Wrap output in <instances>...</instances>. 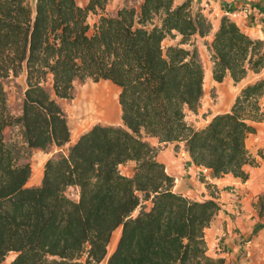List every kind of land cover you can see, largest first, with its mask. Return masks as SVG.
<instances>
[{
  "label": "trees",
  "instance_id": "trees-1",
  "mask_svg": "<svg viewBox=\"0 0 264 264\" xmlns=\"http://www.w3.org/2000/svg\"><path fill=\"white\" fill-rule=\"evenodd\" d=\"M78 1L0 0V264L11 254L9 264H102L120 228L107 264H227L207 254L205 238L220 205L176 193L156 156L184 143L212 178L247 180L246 141L264 122V78L242 88L230 112L196 129L186 118L201 106L205 69L193 38L212 34L207 16L190 1L141 0L114 15L106 12L111 0ZM91 14L100 15L93 26ZM205 45L215 82L239 84L264 69V42L228 15ZM22 75L17 116L5 86ZM88 80L120 88L122 125H95L68 154L47 160L40 186H27L31 164L7 142L6 129L19 127L30 150L66 146L71 130L60 100L74 99L76 85ZM130 162L131 177L121 170ZM258 209L264 216V197Z\"/></svg>",
  "mask_w": 264,
  "mask_h": 264
},
{
  "label": "crops",
  "instance_id": "crops-1",
  "mask_svg": "<svg viewBox=\"0 0 264 264\" xmlns=\"http://www.w3.org/2000/svg\"><path fill=\"white\" fill-rule=\"evenodd\" d=\"M89 1L79 0L78 2L81 7H85ZM187 1H190L192 11H197L200 6L209 3L211 15L207 12L202 13L205 16H211L217 22L212 34L209 37L201 38L202 40L210 41L212 39L222 16L225 11H228L237 14L236 17H231V20L245 33L253 39L264 42V0H175V6L182 5ZM109 4L106 12L114 15L109 11ZM99 16L91 14L89 20L93 18V24L90 22L89 24L93 26ZM204 47L207 49L205 44ZM250 76H253L254 79L242 85ZM258 78H264V69L260 75L250 74L239 84H235L231 77L226 79H229L235 88L241 85L240 92L242 88ZM23 98L24 95L21 99L22 104ZM261 102L264 106V97ZM228 105L231 109V103ZM21 111L22 105L19 115ZM228 112L230 110L218 114ZM207 118L209 123L212 116ZM102 125L121 126L122 120ZM256 129L257 132L249 135L246 141L252 161L244 168L248 174L247 180L235 178L233 175H226L220 179L212 178L211 170L199 168L193 163L184 143L178 144V147H176L177 144L164 145L156 156L157 161L165 166L166 172L175 179L174 191L176 193L195 201L215 199L220 205V210L215 214L210 227L205 230V238L208 246L207 254L213 258L225 259L227 264H264V216L260 215L258 209L259 199L264 197V122L256 124ZM8 130L10 129L7 128L6 132ZM78 138L73 140L71 135V141L66 146L52 147L53 151L46 154L42 164L43 172L47 160L54 156V153L70 144L74 145ZM149 141L153 146H159L157 140L150 139ZM68 151L65 154H68ZM135 166L134 162H130L121 168L130 169L131 172L125 175L131 177ZM42 178H34L32 174L28 185L31 183L33 186H40ZM70 190L75 191L76 195V189L71 188Z\"/></svg>",
  "mask_w": 264,
  "mask_h": 264
},
{
  "label": "rangeland",
  "instance_id": "rangeland-1",
  "mask_svg": "<svg viewBox=\"0 0 264 264\" xmlns=\"http://www.w3.org/2000/svg\"><path fill=\"white\" fill-rule=\"evenodd\" d=\"M141 4V0H112L109 4V11L113 14H115L118 9L124 7V6H129V7H139ZM202 11V7L200 6L197 11ZM197 11H193L196 13ZM209 21L212 23L213 28L217 25V22L213 20L211 16H207ZM90 24H93V18H90L89 20ZM195 44L197 45L198 51H199V57L201 60V63L203 65V68H208L211 66V72H212V62L210 60V54L207 51V49L204 47L205 42L202 40L200 37H194L193 38ZM176 41H167L165 45L167 46L168 44H174ZM25 76V75H24ZM23 75L20 76L17 79H10L6 83V92H7V97H8V104L11 112L14 115H19L20 107L22 105L21 99L24 95V92L27 88L26 82H25V77ZM254 79L253 76H250L246 81L242 83L246 84L249 81H252ZM84 86H90V87H101L105 91H107L109 94H111L115 99L117 96L119 97L120 94V89L115 86L113 83L109 81H99V82H94L92 80H88L85 84H79L76 85V91H75V97L72 100H60V103L64 109V111L67 114L68 117V125L71 130V135L72 139L76 140L78 136L82 135L86 131L90 130L92 127H94L97 124H105V123H115L119 120H121V116L116 115V118L112 122H103V123H95V124H89L86 123L85 121L81 120H75L73 116L70 115L69 113V108L72 107L73 101L76 99L78 96L79 91L84 87ZM241 87H234L232 83H230L229 79H226L222 84H217L213 78L209 80L208 84H206L205 87V95L204 98L201 102V106L199 108L198 113H187V121L193 125L196 129H202L205 126L208 125V118L207 117H214L213 115H217L218 113L229 111L230 110V104L232 107V103H234L238 93H239V88ZM121 115V114H120ZM211 118V119H212ZM211 121V120H210ZM10 130L7 132L5 131L6 134V140L9 144L11 145H16L17 148L20 150L22 158H24L25 161H28L31 164L32 167V174L33 177H40L42 178L43 176V162L46 158L47 153H51L52 148L48 152H44L41 150H30L28 147L23 143L22 138H21V132L20 128L16 127H10ZM79 136V137H80ZM72 146V144L68 145V147L61 149L60 151H57L54 153V155H58L60 153H66L68 149ZM124 174L131 172L130 169H124L121 168ZM29 187H37L31 185V183L28 185ZM69 194L72 195V197L75 194V191L70 190ZM146 209L148 210L151 207V203L145 204ZM140 211V208L136 211L135 215H137ZM116 233V232H115ZM115 234L113 235V239L111 242V245L109 247L108 251V256L106 258V261L108 257L114 252L116 246L113 245V240ZM15 258L14 254H11L8 258L5 264H9L13 259ZM105 261V260H104ZM102 262V264H105V262Z\"/></svg>",
  "mask_w": 264,
  "mask_h": 264
},
{
  "label": "bare ground",
  "instance_id": "bare-ground-1",
  "mask_svg": "<svg viewBox=\"0 0 264 264\" xmlns=\"http://www.w3.org/2000/svg\"><path fill=\"white\" fill-rule=\"evenodd\" d=\"M212 78L211 66L205 68L204 86ZM69 113L75 120L89 124L112 122L120 115L118 96L115 99L101 87L84 86L69 108ZM79 137V136H78ZM43 174V173H42ZM121 236V228L115 233L113 245L116 246ZM107 264V261H105Z\"/></svg>",
  "mask_w": 264,
  "mask_h": 264
},
{
  "label": "built area",
  "instance_id": "built-area-1",
  "mask_svg": "<svg viewBox=\"0 0 264 264\" xmlns=\"http://www.w3.org/2000/svg\"><path fill=\"white\" fill-rule=\"evenodd\" d=\"M202 12H207L209 15H211V7H210V4L209 3H205L202 6ZM224 15H228L231 18V17H236L237 14L236 13H232V12H228V11H225ZM122 173H123V171H122ZM73 197H75V196H73Z\"/></svg>",
  "mask_w": 264,
  "mask_h": 264
},
{
  "label": "water",
  "instance_id": "water-1",
  "mask_svg": "<svg viewBox=\"0 0 264 264\" xmlns=\"http://www.w3.org/2000/svg\"><path fill=\"white\" fill-rule=\"evenodd\" d=\"M108 259H109V257H108ZM108 259H107V261H108Z\"/></svg>",
  "mask_w": 264,
  "mask_h": 264
}]
</instances>
